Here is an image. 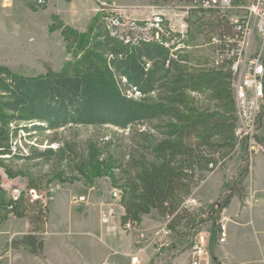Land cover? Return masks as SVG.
<instances>
[{
  "label": "rangeland",
  "instance_id": "rangeland-1",
  "mask_svg": "<svg viewBox=\"0 0 264 264\" xmlns=\"http://www.w3.org/2000/svg\"><path fill=\"white\" fill-rule=\"evenodd\" d=\"M199 1L47 0L39 5L36 0H0V65L27 75L45 73L48 67L60 69L79 52L76 45L67 47L61 29L69 26L84 32L95 15L101 16L108 32L107 25L114 21L116 33L125 35L134 34L138 26L149 19L161 17L162 27L168 32L165 37L172 43L170 52L189 56L191 63L199 58V63L206 66L218 64L216 56L222 50L213 46L219 44L220 38L207 32L195 33L196 21L189 15L190 9L200 6ZM253 1L233 4L230 11L221 13L227 18L244 17L246 7ZM249 20L252 26V17ZM229 40L234 43L232 38ZM231 47L240 49L241 60L259 52L264 55V39L254 27L248 37ZM235 78L233 72L231 87ZM127 93L133 98L140 97L137 92ZM208 94L207 90L187 91L196 103L208 104ZM163 96L164 92L158 90L148 98L157 101ZM32 123L34 121L11 123L9 127L17 129L9 132L8 144L16 143L17 149L25 155L44 154L28 160L11 157L14 153L0 155V197L6 202L12 200L13 195L19 198L23 194L28 204L39 199L46 205L44 248L39 255L31 254L22 246L10 248L11 239L29 230V219L17 218L1 208L0 264H132L134 256L139 258L140 264H172L176 260L190 264V243L199 232L204 233L207 240L213 234L216 236L220 215L215 219V204L226 191L225 186L249 166L243 148H234L222 157L216 153V165L204 172V179L192 189L193 197L190 194L186 198L187 205L183 204L193 214L197 225L186 226L182 222L177 227L178 232L161 233L164 244L157 251L152 237L164 226L163 216L152 209L142 215L143 225L139 223L126 229L121 225V216L118 217L124 208L112 198L111 190L117 187L123 197L129 185L138 183V175L154 156L156 143L169 135L175 119L157 116L125 127L66 124L37 132L21 128ZM257 128L264 144V111L259 115ZM258 162L264 164V153L257 156L254 165ZM249 179L248 169L242 182L244 193L250 189ZM29 182L35 187L29 189ZM81 196L83 200L72 201L73 197ZM93 201L106 207L105 213L110 206L117 211L113 225L99 228L96 219L87 212Z\"/></svg>",
  "mask_w": 264,
  "mask_h": 264
},
{
  "label": "trees",
  "instance_id": "trees-1",
  "mask_svg": "<svg viewBox=\"0 0 264 264\" xmlns=\"http://www.w3.org/2000/svg\"><path fill=\"white\" fill-rule=\"evenodd\" d=\"M243 2L245 0H233L235 5ZM189 13L196 21L195 33L207 32L220 38L214 48L229 49L237 43L239 32L219 9L199 6ZM61 33L67 47L76 45L79 52L60 69L48 67L45 73L27 75L0 65V155L11 153L8 136L17 128L9 125L15 122L34 121L21 128L37 132L55 125L125 127L157 116L172 117L175 126L165 139L156 143L154 156L138 175V183L129 185L125 191L120 221L121 225L127 222L138 225L142 215L156 209L174 232H178L177 227L182 222L186 226L197 225L183 203L193 187L204 179V172L216 165L215 154L228 155L236 144L231 60L206 66L199 63V58L191 63L189 56L180 55L178 51L172 53L170 47L158 42L125 41V33L112 35L99 15L92 18L84 32L64 26ZM127 34L132 36V32ZM158 90H162L164 96L157 101L149 100V95ZM200 90L209 92L208 104L196 103L187 95V91ZM127 91L137 92L140 97L133 98ZM43 154L10 156L28 160ZM247 170L246 165L237 179L224 184L226 191L213 211L215 219L233 197L243 202L242 182ZM34 187L35 184L29 182L28 188ZM1 208L17 218L29 219V230L11 239L9 247L22 246L33 255L41 254L48 213L46 205L39 199L28 204L22 194L15 201L5 202L0 197ZM216 242L213 234L208 240V249Z\"/></svg>",
  "mask_w": 264,
  "mask_h": 264
},
{
  "label": "built area",
  "instance_id": "built-area-1",
  "mask_svg": "<svg viewBox=\"0 0 264 264\" xmlns=\"http://www.w3.org/2000/svg\"><path fill=\"white\" fill-rule=\"evenodd\" d=\"M39 5H43L47 0H36ZM199 5L204 8H216L220 11L228 12L233 8V0H200ZM244 17L232 15L228 17L231 24L236 27L239 32L237 42L251 34V27H254L260 37L264 39V0H254L252 4L246 7ZM252 17V26L249 18ZM161 17H154L146 21L143 25L138 26L132 36L124 35V40H141L145 42H158L166 47H170L169 39L165 37L166 33L163 29ZM109 32L112 35H117V23L112 22L107 25ZM135 30V29H134ZM137 33V34H136ZM240 49H225L217 53L216 63L231 60V69L234 72L232 88L234 92V100L236 107V124L234 128V137L236 140L235 149H242L249 159L248 169L251 170L253 158L264 153V144L258 135V119L262 111H264V55L260 52L253 54L246 59H240ZM176 56V55H174ZM11 153L22 154L17 149L16 143L10 146ZM111 196L117 204H121L122 193L117 187L111 190ZM18 199L17 195L12 196V200ZM83 200V197H73V202ZM187 205V202L183 203ZM242 205L246 208H252L256 205L264 206V197L256 196L250 188L245 192ZM117 211L110 206L106 213L102 215L101 221L104 224L113 225L116 221ZM119 217V214H118ZM226 218L222 217L218 221L217 226V243H223L227 237ZM124 228L131 226L136 227L137 224L130 222L122 225ZM169 234L170 229L167 227L166 220L164 226L161 227L152 237L156 250H160L164 244L160 238V234ZM143 235L142 233L140 234ZM132 264H140L139 258L134 256L131 258ZM210 256L208 252V240L204 233L199 232L195 235L194 240L190 243V264H209Z\"/></svg>",
  "mask_w": 264,
  "mask_h": 264
},
{
  "label": "crops",
  "instance_id": "crops-1",
  "mask_svg": "<svg viewBox=\"0 0 264 264\" xmlns=\"http://www.w3.org/2000/svg\"><path fill=\"white\" fill-rule=\"evenodd\" d=\"M259 154L255 156L250 170L249 187L256 196L264 197V164L258 162L254 165ZM190 197H193L192 194ZM197 197L204 196L197 195ZM95 202L90 204L87 212L90 217L96 219L94 222L99 228L103 229L105 224L101 218L106 207L100 202L99 205ZM231 205H233L232 208ZM123 212L122 209L119 215L121 216ZM222 217L226 218L227 237L223 243L216 242L211 250L208 249L209 264H264V206L256 205L246 208L236 197H233L229 205L221 211L220 218ZM140 223L143 225L144 220ZM92 227L94 231V226ZM172 264L187 263L176 260Z\"/></svg>",
  "mask_w": 264,
  "mask_h": 264
}]
</instances>
